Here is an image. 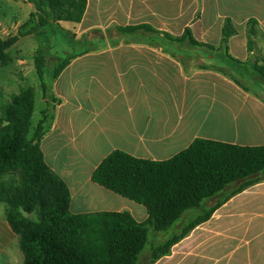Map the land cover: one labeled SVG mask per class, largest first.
I'll return each instance as SVG.
<instances>
[{
  "label": "crops",
  "instance_id": "1",
  "mask_svg": "<svg viewBox=\"0 0 264 264\" xmlns=\"http://www.w3.org/2000/svg\"><path fill=\"white\" fill-rule=\"evenodd\" d=\"M226 18L237 31L228 39L229 54L241 61L256 54L264 59V0H87L80 23L59 22L75 39L97 46L73 59L52 82L50 94L59 103L40 143L46 164L69 189L73 214L126 211L139 223L147 219L143 206L91 180L115 150L165 161L195 139L264 146V99L218 71L224 68L222 61L204 46H219ZM249 20L261 32L254 39V53L247 49ZM21 24L13 17L0 21V26H15L7 37ZM140 24L172 37L117 31ZM112 26L118 39L107 36ZM169 27H178L177 33ZM186 27L202 47L181 37ZM93 29H102L94 33L107 38L106 51H98L87 37ZM42 102L44 110L43 97ZM5 212L0 203V264H23L19 239ZM226 219L229 224L222 225ZM207 226L209 235L196 232ZM191 238L198 243L183 244ZM152 264H264V180L230 198Z\"/></svg>",
  "mask_w": 264,
  "mask_h": 264
},
{
  "label": "trees",
  "instance_id": "2",
  "mask_svg": "<svg viewBox=\"0 0 264 264\" xmlns=\"http://www.w3.org/2000/svg\"><path fill=\"white\" fill-rule=\"evenodd\" d=\"M33 7L16 33L0 38V67L10 63L9 49L21 38L37 41L34 66L47 108L41 111L31 136L35 89L24 87L2 110L0 125V203L6 205V222L19 239L23 264H146L168 255L171 248L194 229L207 222L230 198L264 180V146H240L195 139L188 148L165 161L134 158L119 150L111 152L95 168L92 182L143 206L144 222H137L126 211L73 214L70 192L64 181L46 164L41 140L52 120L59 100L50 87L77 56L96 51L85 38L62 29L59 22L80 23L87 0H27ZM59 33L66 49L56 56L49 33ZM122 35H163L146 24L117 27ZM237 31L226 18L218 47L204 45L217 53L224 68H219L245 91V82L264 86V59L256 54L246 61L232 57L228 39ZM261 34L258 23L246 24L247 49L254 53L255 37ZM194 47H202L186 27ZM233 188L232 186L235 185ZM231 188L230 191H227ZM227 191V192H225ZM36 214V221L28 215ZM162 235L148 241V231Z\"/></svg>",
  "mask_w": 264,
  "mask_h": 264
},
{
  "label": "rangeland",
  "instance_id": "3",
  "mask_svg": "<svg viewBox=\"0 0 264 264\" xmlns=\"http://www.w3.org/2000/svg\"><path fill=\"white\" fill-rule=\"evenodd\" d=\"M33 11V7L27 3H23L21 0H0V21L4 17H13L16 22H24L27 18L28 13ZM3 13L5 16H3ZM2 24V23H1ZM15 26H0V38L5 39L8 34L12 33ZM174 34L177 33L178 27H169L168 28ZM94 30L102 29H93L88 34L87 37L98 45V51H106L107 44L103 43L105 40H101L97 33H94ZM52 41L54 43L55 50L59 53H62L66 49V44L59 33L53 34L49 29H47ZM109 38L114 40L118 39L119 34L115 31L113 26L111 27L110 33L107 35ZM37 48V41L33 36H27L21 38L12 48L9 49L8 53L10 55V63L6 67H0V125H3L2 122V110L5 105L10 103L12 97L19 93V91L24 87H33L35 89V102H34V111L31 118V128L29 136H31L33 129L35 128L37 122L41 118V110L45 108L44 103L42 102V92L39 86V79L35 71L34 66V53ZM246 86L250 88V91L258 95L261 99H264V86L262 85H251L250 81L245 82ZM236 186L233 185L232 188ZM231 188H228L227 191H230ZM225 191V192H227ZM33 221H36V214H31L27 216ZM229 224L228 219L221 221L222 225ZM210 226V225H209ZM209 226L203 230L196 232H205L206 235H209L212 230L209 229ZM223 229V228H222ZM230 232V231H229ZM234 232V231H233ZM162 235L153 232L152 230L148 231V241L155 242L160 240ZM202 239V237H201ZM206 239V238H205ZM198 243L197 239L191 238L190 240L185 241L183 244H196ZM148 251L149 246L147 245L144 249L143 261L148 260Z\"/></svg>",
  "mask_w": 264,
  "mask_h": 264
}]
</instances>
